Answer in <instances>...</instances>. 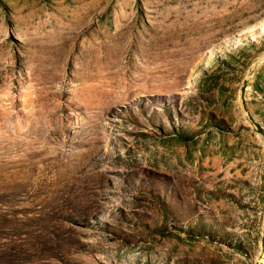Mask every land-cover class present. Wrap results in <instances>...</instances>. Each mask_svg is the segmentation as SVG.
<instances>
[{"label": "rangeland", "instance_id": "rangeland-1", "mask_svg": "<svg viewBox=\"0 0 264 264\" xmlns=\"http://www.w3.org/2000/svg\"><path fill=\"white\" fill-rule=\"evenodd\" d=\"M0 264H264V0H0Z\"/></svg>", "mask_w": 264, "mask_h": 264}, {"label": "water", "instance_id": "water-1", "mask_svg": "<svg viewBox=\"0 0 264 264\" xmlns=\"http://www.w3.org/2000/svg\"><path fill=\"white\" fill-rule=\"evenodd\" d=\"M256 63H257V62L252 63L251 66H250V68H251V69H254L255 66H256ZM249 77H250V75H247V78H249ZM239 107H240V109L242 110V112H243L246 116H248L247 111L244 109V105H243V101H242L241 97L239 98Z\"/></svg>", "mask_w": 264, "mask_h": 264}, {"label": "trees", "instance_id": "trees-1", "mask_svg": "<svg viewBox=\"0 0 264 264\" xmlns=\"http://www.w3.org/2000/svg\"><path fill=\"white\" fill-rule=\"evenodd\" d=\"M257 87V89H260V88H258V85L256 86ZM173 132H174V130H173ZM174 133H178V134H180V133H183L182 132V130L181 129H177V128H175V132ZM192 229V228H191ZM225 234V232H222V235H224ZM234 247L236 248V249H238V250H241L242 249V246H241V244L239 243V242H237L235 245H234Z\"/></svg>", "mask_w": 264, "mask_h": 264}]
</instances>
